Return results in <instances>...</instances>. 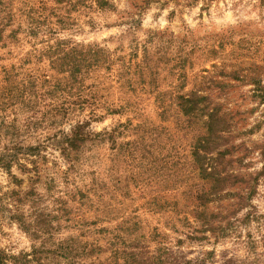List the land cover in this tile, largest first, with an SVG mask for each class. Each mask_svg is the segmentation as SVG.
<instances>
[{
    "label": "rangeland",
    "instance_id": "1",
    "mask_svg": "<svg viewBox=\"0 0 264 264\" xmlns=\"http://www.w3.org/2000/svg\"><path fill=\"white\" fill-rule=\"evenodd\" d=\"M6 1L13 16L5 26L0 22V87L56 74L37 54L48 41L96 43L113 59L100 71L109 74L101 99L111 107L127 105L90 123L94 133L116 127L112 143L101 137L87 142L72 163L50 141L67 123L45 114L31 136H20L42 147L39 180L28 182L12 166L23 179L16 185L0 169V248L31 254L43 241L47 246L71 236L103 249L111 235H121L119 227L136 223L133 235L149 253L156 249L149 233H159L168 264H264V0H110L105 9L91 0L78 7ZM190 92L225 117L223 150L230 154L218 167L244 181L217 185L193 167L192 146L205 126L204 117L178 109ZM127 120V128L119 124ZM30 187L39 202L24 199L19 209L26 218L41 211L39 220L51 226L42 239L30 238L5 209L11 189L22 197Z\"/></svg>",
    "mask_w": 264,
    "mask_h": 264
},
{
    "label": "trees",
    "instance_id": "2",
    "mask_svg": "<svg viewBox=\"0 0 264 264\" xmlns=\"http://www.w3.org/2000/svg\"><path fill=\"white\" fill-rule=\"evenodd\" d=\"M52 1L56 4L63 3L68 7H78L83 6L86 0ZM90 3L97 9L112 6L110 0H91ZM0 5L2 15L0 22L5 26L11 20L13 13L6 0H0ZM28 19H33V16L29 15ZM37 54L39 57L47 59L49 68L56 74L37 75V77L27 78V81L22 79L13 87L9 86L8 89L6 86L0 87V95L3 98V101H0V111L2 112L0 115V141L7 138L9 142L0 143V169L6 171L11 182L16 185L20 184L23 179L11 173L12 166H15L20 173L28 175V182L35 183L39 180L38 161L43 157L42 147L26 144L20 140V136H31L32 130L40 124L41 119H45V114L52 118L54 123L55 121L67 123L66 129L60 127L52 133L50 141L59 151L60 157L64 161L72 163L73 157L77 156L85 143L100 137L110 140L112 143L116 127L94 133L89 129L90 123L101 120L106 113L121 111L127 105V103H121L118 107L114 105L111 107L107 101L101 99L104 97L101 96V91H105L101 83L109 78V74L100 71L101 69L109 70L113 63L112 55L102 46L96 43L82 44L56 38L48 41ZM10 77L11 74L6 73L5 80ZM47 98L48 101L44 102L43 99ZM39 104H42L43 107H40ZM177 105L185 116L204 117V133L196 136L190 156L197 173L203 178H211L217 185L226 181L232 184L244 181L239 176L224 172L222 168L218 167L223 157L230 154L229 148L223 150L227 139L228 124L225 117L219 114L218 106L211 105L205 96L192 92L180 97ZM38 107L44 111L41 115ZM6 110L11 115L9 119L6 118L8 115L4 114ZM19 119H22L21 124ZM119 124L127 128L130 121L127 120L126 124ZM138 126L137 123L133 128H138ZM130 143L126 142V144ZM250 178L247 177V180ZM251 192L253 189L249 191V193ZM34 193L35 191L30 187L22 197H13L12 194H18V191L11 189L9 191L11 195H6L10 207L5 206V209L8 212V219L17 223L21 230L36 240L42 239V234L46 233L51 226L47 227L48 224L44 225V222L39 220L40 210L34 211L26 218L19 209V205H22L24 199L30 200L31 204H38L39 199L32 198L37 195ZM77 193L81 195L80 191ZM119 229L121 235L119 233L111 235L113 238L111 237L107 243V248L103 249L96 243L77 242L71 236L51 242L47 246L43 241L39 246L31 247V254L20 252L14 255L0 248V264H29L32 262L35 264H168V249L162 245V237L156 233L155 229H152L148 236L149 241H155L156 249L153 253L147 252L145 247L140 246V242L133 235L137 229L136 223L129 224L125 228L119 227ZM103 230L106 229L100 227L98 232ZM116 243H122V245L118 246ZM103 252L109 254L100 259L99 255Z\"/></svg>",
    "mask_w": 264,
    "mask_h": 264
}]
</instances>
